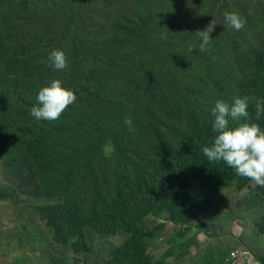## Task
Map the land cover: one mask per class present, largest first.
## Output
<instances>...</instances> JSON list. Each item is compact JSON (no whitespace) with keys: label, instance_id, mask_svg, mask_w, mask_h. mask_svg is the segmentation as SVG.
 I'll use <instances>...</instances> for the list:
<instances>
[{"label":"rangeland","instance_id":"1","mask_svg":"<svg viewBox=\"0 0 264 264\" xmlns=\"http://www.w3.org/2000/svg\"><path fill=\"white\" fill-rule=\"evenodd\" d=\"M19 1L0 0V37ZM38 1L58 19L31 26L54 36L67 66L32 58L23 81H0V264H264V187L202 152L216 102L231 107L264 83V52L249 55L264 47V0ZM214 20L200 51L195 33ZM37 74L76 95L57 120L30 114L51 83ZM14 103L18 113L5 110ZM250 113L264 130V113ZM49 123L44 171L19 154V134L36 149ZM173 137L181 159L159 163Z\"/></svg>","mask_w":264,"mask_h":264},{"label":"clouds","instance_id":"2","mask_svg":"<svg viewBox=\"0 0 264 264\" xmlns=\"http://www.w3.org/2000/svg\"><path fill=\"white\" fill-rule=\"evenodd\" d=\"M225 21L228 26L239 31L243 22L236 13L226 12ZM215 20L204 31L195 34L201 39L200 51L211 42V35ZM191 50V49H190ZM49 63L56 70H63L67 66V57L62 50L54 49L49 54ZM39 107H32L30 114L36 120L54 121L59 119L63 112L76 101V95L65 88L62 81L53 80L49 85L43 86L38 92ZM250 97L235 98L234 104L217 101L212 110L214 116L213 130L217 133L211 146L202 148L203 154L210 162H225L237 174L247 177L255 184L264 187V130L259 124L243 122L234 128H229V120L238 121L248 116V103ZM257 119L264 113V106L259 102L256 105Z\"/></svg>","mask_w":264,"mask_h":264},{"label":"trees","instance_id":"3","mask_svg":"<svg viewBox=\"0 0 264 264\" xmlns=\"http://www.w3.org/2000/svg\"><path fill=\"white\" fill-rule=\"evenodd\" d=\"M12 1V0H11ZM17 5L12 6V10L16 11L17 14L14 16H11L9 18H6L2 21L4 25H1L5 27V33L3 34L4 36L0 37V81H8L12 79H16V82L23 81L31 67L29 65L30 59L33 58V60L37 59L38 57H41L46 61V63H49V55L45 56L44 53L53 48L57 49L58 45H56L54 41V36L53 35H41L38 34L35 30L37 29L40 30L42 27V24L44 22L48 23L47 27L50 29L51 25L53 24V21L58 19L57 13H54L52 11V8L50 7L47 2H40L38 0H25L24 4H22L20 1L19 2H14ZM21 11H25V15L28 16V20L24 19L22 16H18V14H22ZM52 11V12H51ZM40 15L44 16L41 17ZM31 25H33L36 29H34ZM8 39L7 41H3L4 39ZM5 39V40H6ZM264 46V44H263ZM8 49H17L15 53H9L7 52ZM39 52H42L40 55H37ZM264 52V47L261 48L259 52H256L254 54H249L251 57H255L258 54H261ZM38 75V74H37ZM38 78H41L42 81H46V78L48 79L49 82H52L51 79L48 78V75H43L40 74L38 75ZM57 78V75H56ZM249 88V84H246L245 88ZM252 88V87H251ZM253 89H256V92L253 93V96L250 97L251 99L249 100L248 103V109L253 111V115L251 114L250 119L254 117V119L257 122H260V117L257 119V115L255 113L256 110V105L257 102H259L262 106H264V83L262 84H257L254 85ZM235 96V95H233ZM247 97V96H246ZM18 106L15 105H9L5 107V110L10 111L13 114L18 113L17 111ZM19 110V109H18ZM248 119L246 117L245 119H239L238 121L232 120L231 117H229V128H234L238 126V124L241 122H245ZM248 121V120H247ZM208 126L206 127L207 130V141L211 140L214 141L217 133L213 130V120H209ZM52 123H49L47 125V133H45L44 137H37L34 140L36 144L34 146L36 149L33 147L31 144V140L27 134H24L23 132L19 134L20 140L23 142V146L19 149V154L23 155H28L31 156V161L36 162L38 168L44 170L42 167L46 166L47 164V159L48 158H42L41 154H38V146L42 145L41 149L45 150L43 146H46L49 141H51L52 134L51 133L54 128H51ZM37 127V126H36ZM194 131L196 134H190L187 136V140L191 142V144H194L195 138L199 136V134H205V131L201 128H199V131L194 128ZM49 134V136H48ZM129 137V135H128ZM23 138V139H21ZM174 142L170 139H164L159 143V152H160V158H159V163H167L170 165H174L178 162L180 158L179 154V149L174 145L173 143L177 142L176 138L173 137ZM41 141V144L39 142ZM75 141H73L74 143ZM72 143V144H73ZM50 144V143H49ZM49 144L47 146H49ZM176 144V143H175ZM35 150V153L33 152ZM202 157L198 160H195L194 164H196L197 161H204L206 160L204 155H201ZM181 159V158H180ZM156 161V160H155ZM210 162V161H209ZM151 167L154 170V162H151ZM42 164V165H41ZM45 171V170H44ZM151 169H148V172L151 173ZM184 175V174H182ZM179 176V179L181 176ZM183 185L191 186L192 187V182L189 180V177L186 176V178H183V182H181ZM179 198V197H178Z\"/></svg>","mask_w":264,"mask_h":264},{"label":"built area","instance_id":"4","mask_svg":"<svg viewBox=\"0 0 264 264\" xmlns=\"http://www.w3.org/2000/svg\"><path fill=\"white\" fill-rule=\"evenodd\" d=\"M233 256H234V255H233ZM233 256L229 257V259H228L227 261H228V262H232V261L230 260V258L234 260V259H237V257H238V255L235 256V257H233Z\"/></svg>","mask_w":264,"mask_h":264}]
</instances>
